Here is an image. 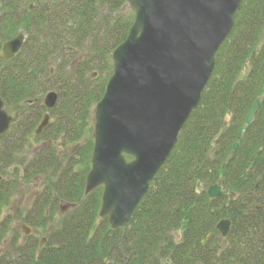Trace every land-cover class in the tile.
Here are the masks:
<instances>
[{"label": "trees", "instance_id": "obj_1", "mask_svg": "<svg viewBox=\"0 0 264 264\" xmlns=\"http://www.w3.org/2000/svg\"><path fill=\"white\" fill-rule=\"evenodd\" d=\"M126 5L0 0V98L12 116L0 135V246L10 200L39 186L20 216L34 233L20 242L13 236L0 264H264V44L255 50L264 0H241L198 107L129 223L112 229L99 216L102 186L84 194L94 107L112 74V52L134 20ZM19 32L20 51L4 59L1 44ZM51 91L57 100L47 109L42 96ZM45 114L50 119L36 134ZM215 183L229 192L209 199L205 189ZM222 219L230 221L226 237L215 228Z\"/></svg>", "mask_w": 264, "mask_h": 264}, {"label": "water", "instance_id": "obj_2", "mask_svg": "<svg viewBox=\"0 0 264 264\" xmlns=\"http://www.w3.org/2000/svg\"><path fill=\"white\" fill-rule=\"evenodd\" d=\"M240 3L127 0L134 20L125 40L112 52V74L94 107L93 148L84 186L85 195L102 186L99 216H107L112 229L129 223L176 145L180 130L198 107L214 69L215 54L233 28ZM23 42L22 33L4 42V59L14 57ZM263 44L264 32L255 50ZM244 76H237L236 81ZM56 100L57 94L51 91L43 104L51 109ZM260 102V97L253 102L241 133L252 122ZM48 118L47 114L43 117L36 134ZM11 121L0 98V135L8 131ZM124 155L132 159L127 161ZM205 192L214 199L229 191L216 183ZM215 228L226 237L230 221L222 219Z\"/></svg>", "mask_w": 264, "mask_h": 264}, {"label": "rangeland", "instance_id": "obj_3", "mask_svg": "<svg viewBox=\"0 0 264 264\" xmlns=\"http://www.w3.org/2000/svg\"><path fill=\"white\" fill-rule=\"evenodd\" d=\"M126 6L129 8L128 5ZM42 97H44V95ZM35 147H38V145H35ZM37 184L28 185L22 188L21 191L17 192L10 200L6 210L3 212V216L9 219L10 223L8 233L5 235L4 241L0 246V254L9 247L13 236H16L20 242L24 235L34 233L33 229L27 228L25 224L20 221V216L22 212L30 206L34 195L39 191V186ZM26 230L28 231L27 234ZM41 236L43 235H40L39 237Z\"/></svg>", "mask_w": 264, "mask_h": 264}]
</instances>
